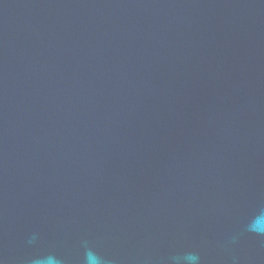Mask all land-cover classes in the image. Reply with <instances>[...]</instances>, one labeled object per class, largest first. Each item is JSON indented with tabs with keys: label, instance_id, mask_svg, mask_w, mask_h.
Returning <instances> with one entry per match:
<instances>
[{
	"label": "water",
	"instance_id": "95a60500",
	"mask_svg": "<svg viewBox=\"0 0 264 264\" xmlns=\"http://www.w3.org/2000/svg\"><path fill=\"white\" fill-rule=\"evenodd\" d=\"M262 214L264 0H0V264H264Z\"/></svg>",
	"mask_w": 264,
	"mask_h": 264
},
{
	"label": "clouds",
	"instance_id": "9594fccd",
	"mask_svg": "<svg viewBox=\"0 0 264 264\" xmlns=\"http://www.w3.org/2000/svg\"><path fill=\"white\" fill-rule=\"evenodd\" d=\"M251 230L257 232H264V214H262L256 219L254 224L251 226ZM193 259L196 260L197 257L193 256ZM89 261L91 262V264H101L100 258L95 255L89 258Z\"/></svg>",
	"mask_w": 264,
	"mask_h": 264
}]
</instances>
